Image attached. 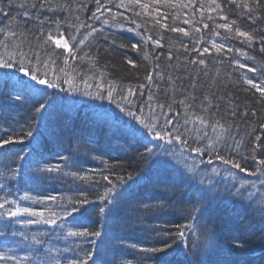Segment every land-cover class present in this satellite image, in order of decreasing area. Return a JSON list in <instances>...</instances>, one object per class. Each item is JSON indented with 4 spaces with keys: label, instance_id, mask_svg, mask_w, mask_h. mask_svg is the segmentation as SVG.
I'll list each match as a JSON object with an SVG mask.
<instances>
[{
    "label": "trees",
    "instance_id": "trees-1",
    "mask_svg": "<svg viewBox=\"0 0 264 264\" xmlns=\"http://www.w3.org/2000/svg\"><path fill=\"white\" fill-rule=\"evenodd\" d=\"M31 2L32 0H29V3ZM100 2L103 15L97 13L98 19H93L92 13L97 7L96 0H48L50 5L61 6L56 7L55 12L48 8H40V0H36V8L26 9L19 8L16 0L9 8L8 0H2L0 6H3L5 13L8 14H0V28L8 25L11 17H16V26L10 30L17 33L23 32L28 41L35 45V37L39 35V30L43 28L45 33L49 31L47 20H59L63 22L59 29L62 37L57 36L56 38L68 40L70 50L78 42H73L70 39L71 35L75 34L80 39L90 32L92 27L96 28L98 31L89 37L84 46H80V49L76 50V58L69 55L64 48H56L53 44L51 48L59 54L57 65L63 67V59L68 56L69 67L65 70L73 76H76L78 72L80 75L95 77L99 71H103L102 81L99 78L89 80V83L94 85L91 89L93 92L96 90L95 85L99 83H103L105 88L111 84L118 91H126L131 88L134 95L129 99L133 101V110L143 106L144 115L147 116L149 109H153L156 116L159 117L161 125L165 119H168L180 127L181 131L184 130L182 126L186 117L184 106L180 104L181 100L190 105L189 119L194 113L204 116L209 120L210 125L216 120H220L225 125L234 124L239 130L236 139H243L246 143L247 134L253 129L258 130V125L264 123V100L255 89H251L243 82L245 77L251 78L257 83L264 79V75L259 71L264 67V53L260 52V41L264 38V12L257 10L254 13L255 19L249 20L248 9L238 7L244 0H193L192 3L190 0H168V3H165L164 0H140V3L148 4L149 7L146 10L141 9L138 5L134 6L132 10L119 6L121 0H100ZM128 2L129 0H124V3ZM248 2L252 4L253 0H248ZM215 3L220 4L221 8L208 12L207 7H214ZM185 4H188L189 7H183ZM171 5H175V7ZM202 5L205 9L203 16L200 14ZM108 10L111 13L122 14V17H117V24H113L111 13ZM24 11H27L29 15L25 16ZM137 12L140 13L139 16L135 14ZM209 16L212 19H209ZM222 17H227L229 22L235 21L231 33L217 27L224 22ZM105 19L109 20L108 24L103 23ZM186 19L191 20L192 23L185 24ZM157 20H159V24L156 23ZM80 23H84L88 27L81 28L79 33H75L70 25L78 26ZM119 24H123L124 27H119ZM162 24H167L168 27L163 28L160 26ZM204 24H207L208 27L205 28ZM137 26H139L140 35H137L136 31H128L129 28L136 29ZM237 26L242 31L253 34L254 40L248 42L243 37H236L235 27ZM172 27H183L189 35L184 36L183 33L172 32L170 31ZM196 28H199L200 31L196 32ZM51 31L56 32L54 25L51 27ZM217 32L219 35H215ZM149 35L153 40L159 39L161 45L156 47L149 41L144 48V51L149 54L147 59L144 58L143 52L137 53L130 46L119 47L122 43L126 45L139 44L142 38ZM225 36L228 37L227 40H225ZM3 40L4 37L0 35V41ZM213 42L225 43L227 47L220 53H216L212 48ZM194 45L197 47V51L192 50ZM204 47L210 49L209 53H202ZM227 48H231L232 51L228 52ZM236 49H240V52H237ZM25 50H27V45H25ZM0 52H3L2 47H0ZM85 53L94 58L95 68L90 67L87 58H79ZM169 53L172 56L171 60L168 59ZM200 54L203 55L206 66L191 63V60ZM125 57L133 59L137 67L133 68L128 65ZM234 58L239 59L240 63L246 64L247 67L241 69L238 65H234L232 63ZM157 63L159 64L158 68ZM252 67H255L257 71L249 72L248 68ZM153 69L156 71L154 72ZM157 72L159 75L156 74ZM205 72H207V76H205ZM150 73L153 78L148 81L146 77ZM217 73H219L218 76ZM193 80L196 82L195 88L192 87ZM77 82L79 83V80ZM140 85H144V87L141 88ZM63 87L66 89L67 85ZM48 91L53 94L56 103L43 121L31 119L33 114L28 105L8 103L2 107L13 115L18 113L21 124L27 120L32 124L33 129L39 132L37 141L34 143H39L45 156L41 167L44 163H61L59 159L61 156L74 155L78 157L79 163L77 168L71 170L87 172L94 176V182L78 180L73 182L71 177L47 180L25 178L5 181V178L0 176V184H7L5 188H0V201L7 197L10 200L17 199L21 206H30L38 210L45 207L55 209V203L59 202L60 197L66 200L69 196L75 197L82 191L87 193L94 206H103L96 197L103 193L106 185L111 186L108 181L101 178L103 175L109 176L112 183L117 185L112 193L113 197L119 198V194L128 185H132L131 194L127 202H124V210L120 213V219L113 223L112 234L105 235L102 229L104 221L102 216L90 215L85 221V226L91 230L102 231V236L96 241L98 254L94 256L98 264H126L127 261H131V264H142L143 257L149 254L138 253L130 248L121 251V246L115 241V237H120L125 245L138 243L141 246H154L150 243L149 235L140 231V225H137L134 230L122 226L123 221L128 219V209L145 203H158L160 199L165 198L178 200L180 203L176 205L175 209H165L158 213L156 218L145 221L149 225L155 224L159 228L171 232L174 236L178 225L192 222L191 219H182L181 211L199 207L193 189L176 180L170 173L151 167V160L156 159L155 156L149 159L139 155L144 153L145 145L152 147L156 141L152 140L151 134H148L137 121L121 112L116 104L108 100L84 96L82 94L83 85H81V92L76 93L62 92L59 89H48ZM149 96L153 97L151 101L148 99ZM205 96H208L212 102V106L206 113L201 108L202 103L205 107L208 106L207 101L204 100ZM7 99L6 92L0 94V100L6 101ZM158 105H163V109ZM169 105H171V111H169ZM232 111L238 113L234 118L231 117ZM130 125L139 128L144 134L143 137L139 133L133 135L129 130ZM210 125L205 130L212 136L214 134ZM116 128H119L123 134H114ZM187 128L190 130L189 138H194L196 133L192 131L194 126L191 122L187 124ZM232 131L235 133L237 128L234 127ZM239 157L244 158L241 161L242 166L248 167L250 170L254 169L253 160L245 148L240 150ZM159 158L163 160L169 157L160 155ZM258 158H264V154H258ZM11 167H16V165L13 164ZM201 167L203 168V166ZM212 167L224 168L228 166L214 161L213 165L207 168L208 174L212 175L217 183L219 199L216 206L223 210L224 216L223 220L217 221L220 227L209 232L206 239L201 238L199 241L202 243V247L198 250L199 261H202L203 264H264L259 256L262 242L258 224H250L249 217L245 216L234 227L226 226L232 219L231 213L234 211L229 203L233 198L227 192L233 181L223 174L214 176L211 173ZM4 170L5 161L3 157H0V172ZM65 171H69V169H65ZM129 173L132 174V180H127ZM52 175L55 176V174ZM237 175L255 181L259 187V180L256 177H250L247 173L238 171ZM117 176L125 177V181L118 182ZM140 176H143L144 179L140 180ZM199 179L197 177L196 184L201 186ZM133 181L138 182L133 184ZM202 186H207V179ZM26 194L33 197L56 195L58 201L45 202L44 204L24 201L21 197ZM255 206L259 207L258 204ZM196 214L193 213V215ZM135 215L136 213H132L133 218ZM251 216L255 221H259L258 213L253 212ZM51 227L53 226L30 225L28 230L44 231ZM16 228L21 231L25 230L23 225H16ZM194 238L190 236L189 242ZM52 243L59 248L68 246L64 241L57 240L55 237H52ZM237 243L243 245V249H236L235 244ZM7 247L15 248V245H0V251H6ZM84 247L90 249L91 245ZM17 254L23 255L18 249ZM77 255L82 256L83 252L69 251L64 253V258L70 261ZM171 259L173 264H176L177 261L191 260L192 256L189 254L185 258L181 255Z\"/></svg>",
    "mask_w": 264,
    "mask_h": 264
},
{
    "label": "snow or ice",
    "instance_id": "snow-or-ice-1",
    "mask_svg": "<svg viewBox=\"0 0 264 264\" xmlns=\"http://www.w3.org/2000/svg\"><path fill=\"white\" fill-rule=\"evenodd\" d=\"M13 2L14 0H8L9 8L12 7ZM164 2L168 3V0H164ZM192 2L193 0H190V3ZM0 3H2V0H0ZM16 3L21 9L37 7L36 0H32L31 3H29V0H16ZM96 3V10L92 13L93 19H98L97 13L103 15L100 0H96ZM136 5L145 10L149 7L148 4L140 3V0H129L128 3H124V0H121L119 6L132 10ZM171 6L175 7V5ZM39 7L48 8L50 11L55 12L56 7L61 6H53L48 3V0H40ZM183 7H189V5L185 4ZM238 7L248 9V19L254 20V13L257 10L264 12V0H253L252 4L248 0H244ZM220 8L221 5L215 3L214 7L209 6L206 10L213 12ZM204 10L202 5L200 9L201 16L204 15ZM0 14H8L5 13L3 6H0ZM23 14L25 16L29 15L27 11H24ZM135 14L137 16L140 15L138 12ZM110 15L114 25L118 23L117 17H122L120 13H111ZM208 18L212 19L211 16ZM222 19L224 22L217 27L231 33L235 21L229 22L227 17H222ZM47 22L49 31L45 33L43 28H41L39 35L35 37V45L28 41L23 32L17 33L14 30H10L16 26V17H11L9 24L4 28H0V35L4 37V40L0 41V47L3 48V52H0V94L6 92L8 95L6 101L0 100V157H3L5 161V170L0 172V176L4 177L5 181H16L25 178L29 180H47L50 178L63 179L64 177H71L73 182L77 180L94 182V176L87 172L71 170L77 168L79 163L78 157L74 155L61 156L59 158L61 163H44L43 167H41L40 165L44 162L45 156L39 143H34L37 141L39 132L34 130L32 124L27 120H25L24 124H21L18 113L13 115L2 107L8 103L28 105L33 114L31 119L43 121L56 103V99L52 93H49L48 89H59L62 92L76 93L81 92V85H83L82 94L84 96L108 100L116 104L121 112L132 117L139 125L143 126V129L148 134H151L152 140L156 141V143L152 147L145 145L144 153L139 155L149 159L155 156L156 159L151 160L150 166L162 172L170 173L176 180L191 187L196 201L199 203L198 208L194 207L181 211V218L185 220L191 219L192 222L178 225L174 236L171 232L161 229L155 224L149 225L145 221L156 218L157 214L165 209H175L176 205L180 203L178 200L165 198L160 199L158 203H145L129 208L128 219L123 221L122 226L127 227L129 230H134L137 225H140V231L149 235L150 243L154 246H141L138 243L125 245L123 239L115 237L116 243L121 246V251L130 248L138 253L149 254L143 257L142 264H173L172 257L183 255L187 258L189 254L192 256L191 260L177 261L176 264H203L202 261H199L198 250L202 247V243L199 241H201V238L206 239L209 232H213L220 227L217 221L223 220L224 216L223 210L218 209L216 206L219 199L217 183L214 181L213 176L207 172L208 166L213 165L214 161H218L228 167H212L211 173L214 176L223 174L225 177H230L233 181L227 192L233 198L229 203L234 208V211L231 213L232 219L228 221L226 226L234 227L245 216L249 217L250 224H258L262 242L259 248V256L264 261V158H258V154H264V123L258 125V130L253 129L247 134L246 143L243 139H236L239 135V130L234 124L225 125L220 120H216L210 125L208 119L194 113L191 114V119H189L188 109L190 105L181 100L180 104L184 106L186 117L182 126L184 130L181 131L180 127H177L172 120L168 119H165L163 125H161L159 117L156 116L153 109H149L147 116L144 115L143 106L133 110V101L129 99L130 96L134 95L131 88L126 91H118L111 84L105 88L103 83H99L95 85L96 90L93 92L91 89L94 85L89 83V80L99 78L102 81L103 71H99L95 77L80 75L78 72L76 76H73L65 70L69 67L68 56L63 59V67L57 65L59 54L55 52V49L51 48L53 44L56 48H64L69 55L76 58V50L80 49V46H84L89 37L98 31L96 28L92 27L91 31L80 39L75 34L71 35L70 39L73 42H78L70 50L68 40L56 38L57 36L62 37L59 29L63 22L59 20H47ZM103 23L108 24L109 20L105 19ZM156 23L159 24V20ZM184 23L191 24L192 21L186 19ZM53 25L56 28L55 33L51 31ZM160 26L163 28L168 27L167 24ZM70 27L74 29L75 33H79L81 28L88 26L80 23L78 26L73 24ZM119 27L123 28L124 25L119 24ZM204 27L207 28L208 25L204 24ZM138 28L139 26L136 29L129 28L128 31H136L137 35H140ZM170 31L183 33L184 36L189 35L183 27H172ZM195 31L199 32L200 29L196 28ZM215 35H219V33L217 32ZM235 36L243 37L248 42L254 40L253 34L248 31H242L239 26L235 27ZM227 38L225 36V40ZM10 40L13 42L10 43ZM149 41L153 46L159 47L161 45L159 39L153 40L152 36L149 35L142 38L139 44L126 45L122 43L119 47L130 46L137 53L143 52L144 58L147 59L149 54L144 51V48ZM260 43V52L264 53V38L261 39ZM25 45H27V50H25ZM184 47L187 51V46L185 45ZM226 47L225 43H212V48L215 49L216 53H220ZM192 50L197 51V47L194 45ZM209 51L208 47L202 49V53H209ZM227 51L231 52L232 49L227 48ZM236 51L240 52V49H236ZM241 54L244 55V53ZM79 58H87L90 62V67H96L94 58L88 53ZM168 59H172L171 53H169ZM125 61L133 68L137 67L133 59L125 57ZM191 63L193 65L198 63L206 66V61L202 54L197 58H193ZM232 63L238 65L241 69L247 67L246 64L240 63L239 59L234 58ZM158 67L159 64L157 63ZM153 71L155 72L156 69H153ZM248 71L256 72L257 69L252 67L248 68ZM259 71L264 75V67ZM156 74L159 75L158 72ZM204 74L207 76V72ZM218 75L219 73H217ZM152 78L151 73L146 77L148 81H151ZM77 80H79V83ZM243 82L249 85L251 89H255L260 94L261 99L264 100V79L257 83L253 79L245 77ZM64 85H67L66 89L63 87ZM140 87L143 88L144 85H140ZM192 87H196L195 80L192 82ZM148 99L151 101L153 97L149 96ZM204 100L207 101L208 106L205 107L202 103L201 108L206 113L212 106V102L208 96H205ZM158 106L161 109L164 107L163 105ZM168 108L171 111V105ZM237 114V111H232L231 117L234 118ZM253 115H255V112H253ZM213 116H215V113H213ZM189 122L194 126L192 131L196 133L195 137L191 139L188 135L190 130L187 128ZM209 125L214 134L212 136L205 130ZM234 127L237 128L235 133L232 131ZM129 130L133 135L137 133L142 137L144 135L135 125H130ZM114 134L123 133L119 128H116ZM25 141H27V144H25ZM242 148H245L247 154L251 156L255 165L254 169L250 170L248 167L242 166L241 161L244 158L239 157ZM160 155L169 158L162 160L159 158ZM13 164L16 167H11ZM33 165H35V168H33ZM65 169H69V171H65ZM237 171L239 173H247L250 177H256L259 180V187H257L255 181L238 176ZM52 174H55V176ZM197 177L200 178L199 185L201 186L196 184ZM101 178L104 181H108V184L111 185H106L103 193L96 197L102 202L103 206H94L87 193L82 191L75 197L69 196L66 200L60 197L59 202H57L58 196L56 195L33 197L26 194L21 197L24 201H35L39 204L57 202L55 203V209L45 207L38 210L30 206H21L17 199L3 198L0 201V221H2L0 223V229H2L0 230V245L14 244L15 248L7 247L6 251H0V264H98L94 256L98 254L96 241L97 238L102 236V231L91 230L88 226H85V221L93 214L102 216L104 217L102 229L105 235L112 234L113 223L120 219V213L124 210V202H127L132 191V185H128L119 194V198L113 197L112 193L117 185L113 184L107 175H103ZM139 179L142 180L144 177L140 176ZM205 179H207L206 187L202 186L205 184ZM116 180L123 183L125 177L117 176ZM127 180H132L131 173L128 174ZM137 182L133 181V184ZM6 186V183L0 184V188H5ZM232 189H235V191H232ZM8 195H11V193H8ZM257 204L259 207L255 206ZM253 212L259 214L258 222L252 218L251 213ZM132 213H136L134 218ZM193 213L197 214L193 215ZM16 225H23L25 230L17 229ZM30 225H48L53 227L44 231H30L28 230ZM153 233L155 234L154 236L152 235ZM190 236L195 237L191 242H189ZM52 237L64 241L68 246L65 248L57 247L52 243ZM169 240H171V243H169ZM85 245H91V248L86 249ZM235 248L243 249V245L237 243ZM17 249L23 255H18ZM69 251L83 252V255H77L75 259L69 261L64 258V253ZM126 264H131V261H127Z\"/></svg>",
    "mask_w": 264,
    "mask_h": 264
}]
</instances>
